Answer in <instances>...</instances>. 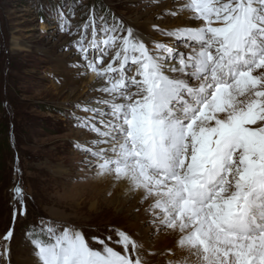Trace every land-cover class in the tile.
Masks as SVG:
<instances>
[{
    "label": "snow or ice",
    "instance_id": "6c2138e0",
    "mask_svg": "<svg viewBox=\"0 0 264 264\" xmlns=\"http://www.w3.org/2000/svg\"><path fill=\"white\" fill-rule=\"evenodd\" d=\"M167 14L193 26L158 29L167 40L149 47L94 11L73 31L58 10L84 62L69 67L104 82L93 103L106 107L73 115L95 136L77 149L95 177L140 195L157 232L177 234L183 255L169 264H264V0H181ZM13 192L15 223L27 205L20 186ZM59 227L42 221L26 233L31 264H145L143 245L122 230L110 229L121 252ZM12 238L2 237V264H12Z\"/></svg>",
    "mask_w": 264,
    "mask_h": 264
},
{
    "label": "rangeland",
    "instance_id": "374dc122",
    "mask_svg": "<svg viewBox=\"0 0 264 264\" xmlns=\"http://www.w3.org/2000/svg\"><path fill=\"white\" fill-rule=\"evenodd\" d=\"M177 7V0H0V249L6 243L4 233L11 229L12 264L33 258L26 233L41 227L42 221H51L59 230L72 225L93 248H102L91 239L99 237L121 252L122 247L114 243L118 237L110 229L122 230L135 240L132 225L150 232L147 203L133 205L130 195L106 192L104 185L87 187L97 177L77 145H87L95 136L76 126L73 115L86 117L89 114L81 107L101 105L93 103L95 92L86 86L92 73L81 76L78 68L69 67L75 58L84 62L73 47L78 36L59 29L57 12L63 10L73 31L93 11L109 25L117 23L133 31L131 21L138 17L142 23L152 21L162 28L188 26L183 16L167 14ZM168 43L178 46L176 41ZM66 77L71 79L62 89ZM17 186L25 194L27 215H18L13 223V209L19 207L13 200ZM119 200H125V205L118 206ZM170 232L155 233V241ZM157 255L141 249L145 264H169Z\"/></svg>",
    "mask_w": 264,
    "mask_h": 264
},
{
    "label": "bare ground",
    "instance_id": "6f19581e",
    "mask_svg": "<svg viewBox=\"0 0 264 264\" xmlns=\"http://www.w3.org/2000/svg\"><path fill=\"white\" fill-rule=\"evenodd\" d=\"M180 2H181V0H177V5H179ZM183 18H184L185 22H187L188 26H193L192 22H189L185 16H183ZM131 22L133 23V28H134L133 31H135L137 36L139 38H142L147 44H149L152 41H162L163 38L167 39L166 37H162L158 34V29H173V27L162 28L160 26L152 24L153 23L152 21H150L151 23H144V22L142 23V22H140L139 17L133 19ZM14 47L20 48V44H14ZM74 61L80 62L79 60H77V58H75ZM78 71L81 72V71H83V69H78ZM56 72H58V74L62 73L60 66L57 67ZM81 76H84V75H81ZM90 77H91L90 81L86 80V86H88L90 90L95 92V94L93 96L94 98H99V97H101L102 94L99 91H96L95 89L100 87L104 82L102 80H99V78H96L95 74H91ZM66 78L67 79L65 80V84L62 85V89L66 88V86L69 83V80L71 79V77H66ZM100 107L105 108L106 106L101 105ZM57 173L62 174L63 172L59 171ZM103 185H104V189L106 190V192H109L112 194L118 193L119 195H123V194L130 195L131 199L133 201V205H136L137 203H141L140 202V195L138 193L133 195L129 191V186L126 182H124V181L115 182L111 177L97 178L94 181H89L87 187L93 186L96 189L100 186L103 187ZM98 189H100V188H98ZM82 193H83V191H82ZM71 197H73V196H71ZM125 203H126L125 200L117 201V204H119L118 206H121V205L123 206V205H125ZM117 204L115 205L116 207H117ZM147 207H148V204H147ZM92 209L94 211H96L97 205L94 204L92 206ZM131 232L133 233L134 237L136 238V241L139 244L143 245V249H146L147 251H150V252H154V253L158 254L159 256L163 257V259H166L169 261H175L177 259V254L183 255V253H180V250L177 248V234L173 233L172 231L170 232L169 235L161 238L158 241H155V239H154L153 235L155 233H157V230H156V227L152 224H151L150 232L148 230L141 229L139 224L132 225ZM34 259H35V257H33V258L29 257L28 259H25L24 261H21V262H22V264H31V261H33ZM21 262H20V264H21Z\"/></svg>",
    "mask_w": 264,
    "mask_h": 264
}]
</instances>
